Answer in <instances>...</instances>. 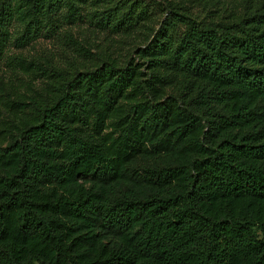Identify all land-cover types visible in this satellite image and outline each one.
<instances>
[{"label": "trees", "instance_id": "1", "mask_svg": "<svg viewBox=\"0 0 264 264\" xmlns=\"http://www.w3.org/2000/svg\"><path fill=\"white\" fill-rule=\"evenodd\" d=\"M14 1L0 0V58ZM21 2L22 41L60 5L89 4L112 34L164 16L124 65L29 62L51 81L0 127V264H264V0L231 20L156 0Z\"/></svg>", "mask_w": 264, "mask_h": 264}, {"label": "rangeland", "instance_id": "2", "mask_svg": "<svg viewBox=\"0 0 264 264\" xmlns=\"http://www.w3.org/2000/svg\"><path fill=\"white\" fill-rule=\"evenodd\" d=\"M161 6H172L198 20H207L211 14L221 20H231L245 11H253L262 5V0H156ZM21 8L7 25L8 38L4 43L0 58V127L5 120H11L14 110L8 103L12 99L27 100L30 95L44 92L50 85L51 77L30 66L31 60H37L49 67L72 70L75 67L94 66L104 59H114L124 65L129 59L136 58L137 48L144 45L158 28L164 16L163 10L157 13L148 24L130 33H108L90 22L86 13L89 4H77L73 16L67 17V8L60 5L54 11L52 19L40 16L37 26H30V38L22 41L19 36L26 28L28 15L23 14L26 4L14 1ZM162 7V8H163ZM184 29L178 25L177 31ZM9 55H20L25 66H10L6 63ZM170 84L168 92L175 93L181 86V79L171 73L162 72ZM133 98H126L124 103ZM109 127L107 128V130Z\"/></svg>", "mask_w": 264, "mask_h": 264}]
</instances>
